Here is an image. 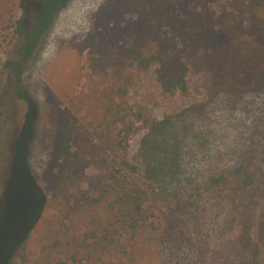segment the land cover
I'll list each match as a JSON object with an SVG mask.
<instances>
[{"label": "trees", "instance_id": "trees-1", "mask_svg": "<svg viewBox=\"0 0 264 264\" xmlns=\"http://www.w3.org/2000/svg\"><path fill=\"white\" fill-rule=\"evenodd\" d=\"M56 1L0 0V38L10 31L16 38V63L68 0ZM88 46L99 69L86 75V88L66 93L60 112L63 137L43 200L55 214L11 238L3 264H144L169 232L170 207L154 169L128 151L133 135L161 128L132 105L130 90L149 72L170 97L188 93L189 71L208 74L207 100L252 82L264 73V0H118L98 18ZM90 167L98 171L87 184ZM262 169L245 160L210 173L207 185L242 196ZM241 204L245 217L250 206Z\"/></svg>", "mask_w": 264, "mask_h": 264}, {"label": "rangeland", "instance_id": "rangeland-1", "mask_svg": "<svg viewBox=\"0 0 264 264\" xmlns=\"http://www.w3.org/2000/svg\"><path fill=\"white\" fill-rule=\"evenodd\" d=\"M117 2L68 0L21 64L11 31L0 38V264L10 255L11 238L55 214L43 200L63 137L60 112L66 93L83 90L86 75L98 73L88 41L98 18ZM187 79L186 95L164 96L149 72L129 93L132 105L161 128L133 135L128 151L148 161L170 207L169 232L144 264H264V73L209 100L208 74L189 71ZM245 160L263 164L251 191L226 196L208 187L210 173ZM97 171L87 169V184ZM241 203L250 206L245 217ZM28 248L33 255L38 250L33 242Z\"/></svg>", "mask_w": 264, "mask_h": 264}]
</instances>
